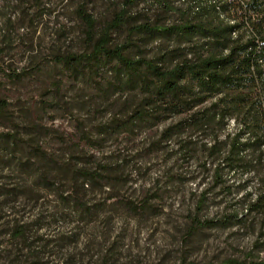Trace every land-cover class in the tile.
<instances>
[{
    "label": "rangeland",
    "instance_id": "1",
    "mask_svg": "<svg viewBox=\"0 0 264 264\" xmlns=\"http://www.w3.org/2000/svg\"><path fill=\"white\" fill-rule=\"evenodd\" d=\"M80 9L95 32L126 9L112 38L131 41L132 56L171 43L132 26L178 21L153 0H0V264L264 259V208L251 207L261 173L225 169L218 181L208 131H187L181 144L162 135L170 120L126 125L138 96L116 88L115 63L58 60L92 50ZM229 126L221 138L236 131ZM47 162L70 172L44 173ZM96 165L104 169L95 180L72 174Z\"/></svg>",
    "mask_w": 264,
    "mask_h": 264
},
{
    "label": "trees",
    "instance_id": "2",
    "mask_svg": "<svg viewBox=\"0 0 264 264\" xmlns=\"http://www.w3.org/2000/svg\"><path fill=\"white\" fill-rule=\"evenodd\" d=\"M138 1L125 3L133 6ZM153 2L163 12L178 15V21L170 25L142 22L132 26L131 32L141 38H166L169 45L162 40L150 55H129L126 51L132 42L113 44L112 38V33L126 23V9L116 13L98 32L95 18L80 9L92 50L88 55L59 56L58 60L72 64L84 60L115 63L111 73L116 88L138 96L126 125L170 120L162 135L180 137L181 144L186 142L182 137L187 131H208L203 147L216 179L223 181L225 169L261 173L259 192L251 207L263 209L264 0ZM231 122L236 124V131L221 138L220 133L229 130ZM44 165L40 170L47 174L58 168L70 172L65 168L68 163L62 167L57 163L55 168L48 162ZM103 169L102 165L81 166L72 174L92 181ZM203 224L210 226L214 221ZM24 230V226H16L13 234L22 236ZM208 264H264V259L229 258Z\"/></svg>",
    "mask_w": 264,
    "mask_h": 264
}]
</instances>
